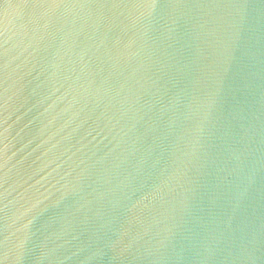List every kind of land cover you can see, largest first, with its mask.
Listing matches in <instances>:
<instances>
[{"label": "water", "instance_id": "water-1", "mask_svg": "<svg viewBox=\"0 0 264 264\" xmlns=\"http://www.w3.org/2000/svg\"><path fill=\"white\" fill-rule=\"evenodd\" d=\"M0 264H264V0H0Z\"/></svg>", "mask_w": 264, "mask_h": 264}]
</instances>
